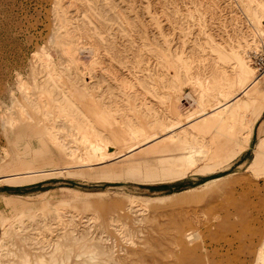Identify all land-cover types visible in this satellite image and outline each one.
<instances>
[{
  "label": "rangeland",
  "instance_id": "obj_1",
  "mask_svg": "<svg viewBox=\"0 0 264 264\" xmlns=\"http://www.w3.org/2000/svg\"><path fill=\"white\" fill-rule=\"evenodd\" d=\"M155 133L180 153L142 167L181 177L24 186L0 264H264V0H0V192L30 145L87 167Z\"/></svg>",
  "mask_w": 264,
  "mask_h": 264
},
{
  "label": "crops",
  "instance_id": "obj_2",
  "mask_svg": "<svg viewBox=\"0 0 264 264\" xmlns=\"http://www.w3.org/2000/svg\"><path fill=\"white\" fill-rule=\"evenodd\" d=\"M93 120L98 121L103 125L104 130H98L100 132H104L106 135L107 133L111 134V131L115 129V127H112L110 124H108L105 119H102L101 116H96L93 118ZM155 134L157 135L150 140L146 137L143 139L140 138L139 141L136 140L135 137L132 141L126 140V144L128 145L127 150L117 154L112 161L94 163L93 165L87 167L79 165L68 155H65L56 149H42L43 145H39V148L35 149V147L30 145L27 151L28 154L24 156L22 155L18 161L23 158L24 161L29 164V166L34 168V170H23L3 176L1 178V182L6 183V185L3 191L0 192V203H4L7 210L0 213V221L5 218L11 219L28 212V209L26 208L27 205L20 200L22 198L29 197L24 196L26 195L22 189L24 186L35 184L39 180L46 178V176L50 177L55 174H62L64 171L68 174L77 172L79 174L95 175V177H98L97 174H101L100 178L103 177L110 180H120L137 175L141 177L142 182L152 185L156 183H170L166 181L181 177L180 173H176L171 175V177L165 176L163 179H159V177H155L156 174L153 172H151L153 173L151 176L147 174L148 171L142 167V162L152 153H154V156L158 155L160 157H169L175 153H180L179 151H174L172 144L166 141H164L162 144H159L160 141L165 140L166 138L162 135H159L158 133ZM153 145L156 146L154 149L145 151ZM128 158H131L129 161L130 164H119L120 161ZM114 161H118L116 162L117 164H110ZM48 167H52L53 169L47 170L46 168ZM100 168L103 169L98 170ZM147 175L148 177H153L155 179H152L150 182H146ZM159 180L160 182H157ZM46 207H48V205H46Z\"/></svg>",
  "mask_w": 264,
  "mask_h": 264
},
{
  "label": "bare ground",
  "instance_id": "obj_3",
  "mask_svg": "<svg viewBox=\"0 0 264 264\" xmlns=\"http://www.w3.org/2000/svg\"><path fill=\"white\" fill-rule=\"evenodd\" d=\"M242 60V59H241ZM240 59L238 60V66H236V67H238L235 71L236 72H233L232 73V75L233 76H235L234 78H231L230 77V80L232 81V83H237V84H239V81L240 80H242L241 82H243V79L245 78V77H248V75H250V74H254V71H255V73H256V70H254L253 71V69H250V66L248 65V64H246L244 61H243V63H242V61H241ZM76 62V61H75ZM234 66V65H233ZM235 67V68H236ZM235 68H233V70L235 69ZM232 76V77H233ZM258 79L259 78H255V80L254 81H252V85H253V83H255V81L257 82L258 81ZM250 86H251V84H250ZM250 86H248V87H250ZM244 87V86H243ZM247 90V89H246ZM246 90H241V93H244ZM233 100V99H232ZM238 100H239V98H237V96L234 98V100H233V104H231V105H236V103L238 102ZM218 102H220V101H218ZM218 102H217V104H218ZM195 103H196V100H194V98H193V96L192 95H188V96H186V97H184V99H183V102H182V105H181V108H182V110H189V109H191V108H193L194 106H195ZM216 104V105H217ZM219 105V104H218ZM217 105V106H218ZM216 106V108H214L213 110H210V111H206V112H204V116H207L209 113H211V112H214V111H219L221 108L220 107H222V106H220V107H217ZM173 132V131H172ZM93 138V137H92ZM197 141V140H196ZM93 146H95L96 148H98L100 145H98V143H94V144H92Z\"/></svg>",
  "mask_w": 264,
  "mask_h": 264
}]
</instances>
